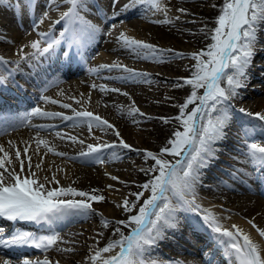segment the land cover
<instances>
[{
	"label": "bare ground",
	"instance_id": "bare-ground-1",
	"mask_svg": "<svg viewBox=\"0 0 264 264\" xmlns=\"http://www.w3.org/2000/svg\"><path fill=\"white\" fill-rule=\"evenodd\" d=\"M13 1L16 3V0ZM125 1L126 4L129 3V0ZM39 2H44L46 5V9L50 8L51 11H54L56 9L55 6H53V4L49 1L46 2L45 0H31V4H26L25 0H21V6L19 8H17L15 5V7L11 8L10 11L3 10L2 12L0 10V14L3 15V18L8 25V33L13 35L16 31V29H14V23H19L21 14L16 12V10L18 9L22 12V14L28 16L30 11L32 12V7ZM122 2L124 1L118 0L115 6L112 2V7L114 9H118V7L123 5ZM107 3L108 2H104L103 4L108 6ZM222 3L223 0H170L171 6L176 11V15L173 16V19L171 21L167 22L166 24L162 23V25L160 23H152V25L146 23L142 27L143 34L141 36L142 39L140 38L141 41L156 46L159 52L162 53V56L159 59H138L130 51L124 50L118 44L117 34L116 36L114 33H111L110 37L108 35L107 38H105L106 41L101 43L100 48L101 50H105L104 54L110 53V56L102 58V56H104L103 53L98 52L99 54L97 53L92 56V65L90 66L91 71L92 69L98 70L93 71V76L94 78H99L100 80H102V83L99 82V85L95 83H89L90 81L88 82L89 77H87V74H83V77L78 76L79 79L76 78L77 76H72L73 74L70 75V77L72 76V78H70L71 80H73V77L76 78L74 79L76 83L81 82L83 84V82H85V84L89 83V85L91 86L96 85L97 87L95 88H97V90L99 91V96L94 97L91 92L87 91L86 89H81L80 87L76 88L78 90H75L73 88V91L72 85L71 83H69L70 79L61 80L59 78V82L58 80H56V84H53L55 86L52 87V92H50L52 96H56H54L53 98L48 97L50 99L46 101L45 104H47L46 107L50 108L44 110V112L62 113L63 115L71 116L73 115L72 109H76L77 111L86 110L92 112L94 115L101 117L102 120H107L114 126L113 129H103L94 126L91 130H89L88 127L83 124L73 125L71 121L62 123L60 122L61 119L59 117L40 116V118L38 119V123H40V125L44 127L40 128V134H35L33 138L30 135V138H32L31 140L33 142L35 141L36 144L33 146H28V144H22V142L15 143V146L21 149V159H25L24 175L28 174V162L24 157L23 148L28 147V155L32 157L31 170L36 173V176L39 178L40 182H44V177H48V179L51 180L54 175L55 179L59 181V185L53 183L50 185L51 187H73L77 190L89 193H91L93 189H96V195L103 194L100 190V187L104 184L100 182L102 181V178H107V174L103 175L101 171L98 172L100 174V180L98 181L95 178V168L92 167V163L84 162L83 159H75V157H78L81 152L87 151V146L89 144L119 145V141L120 139H122L124 142L131 146L130 150L123 149L119 146L108 148L105 149L101 154V157L105 162H111L110 165L117 172L116 175H123L124 172L127 173L126 176H124L125 178L117 177L114 173V177L118 178L116 180L121 181L122 184V186L120 187L121 196L119 195V199L116 198L119 201H114V199H112V201L109 203L106 198H104V200L102 201H89V203L97 204V206H95L96 209H100V214L99 212H94L92 216H90L91 214L89 215L90 217H93L94 220V222L91 223V225L93 226L92 229L97 233V237L95 236L96 240L93 243L95 250L101 249L103 246H105L106 243H109L110 241L120 239L119 234L114 232V228L117 225L109 224L107 227H105L102 223V219L111 218L113 219H110L111 221L125 220L129 215L136 214L135 210H133L132 213H128L123 211L121 207H117V205L122 204L124 199H127L130 203L135 200V197L131 196L130 193H138L142 191L139 185L148 181L149 176L145 175V173L141 171V169H148L154 163V161L148 159L144 155V153L146 151H151L158 154L160 149L165 146L166 141L171 137L173 131L177 128H180V125H178L177 122L171 118L178 115L179 105L185 101L186 97L189 94V86L178 87L177 82H180L182 84L184 78H189L191 76V73L194 70L193 65L196 63L191 59V54L197 53L202 49H206V46L212 43V41L209 39V36L211 34L210 30L216 27L215 19L220 14V7L222 6ZM180 9H184V11L181 12ZM136 11L137 10L133 9L130 12L124 14L126 15L124 19L125 21H127L126 23L130 25V27L136 26L137 21H139L138 17L136 18V16L133 15V13ZM54 15L55 17L59 16L57 14ZM10 18L11 20H9ZM123 25L124 24L122 23V26ZM63 29V23L56 26V30L59 31V35L61 30ZM1 30L4 31L3 28H1ZM132 34L133 33L129 32V37L135 38L136 40L140 41L138 37L136 38L135 36H132ZM262 34L264 35V27L259 28L257 31V42L255 44L256 47L254 50L255 54L253 55L249 66H247L246 68L247 76L246 78H244V82H246L247 78H254L255 82L253 84L246 83L247 85L245 84V87H242L238 90V95L234 96L230 100L229 111L231 113L232 119L228 126L225 128L224 134L231 123H236V125H238L237 136L239 137L238 141H240V144L238 143L239 146L234 145L233 143L229 144V139L224 136V138L216 146L217 152L221 150L220 152L227 153V155L229 156L234 155L233 160H231V165L235 170H233L231 167H227L226 165L222 166L228 171H232H229L230 174L226 173L228 175L227 178L224 177V175H222V173L220 172V167L217 164V161H219V156H217L216 154L218 158L212 160L206 167L208 172H202L200 183L196 188V192L203 190L202 193H207L208 197L212 195V198L209 199L207 197V200L200 199L204 201L203 203L200 202L199 199H197L196 203H198L200 206L206 204L205 206L209 207H212L213 204L218 203L220 207L223 208V211L218 212L220 217L217 218L223 225V227L234 231L232 226H238L239 229L242 230L243 234L249 235L252 241L260 246L262 250L261 254L264 255V237H262L257 230H264V199L259 197L260 200L258 202H255L258 196L251 195L252 190H256V192H259V194L264 193V186H262L261 188V185H259L261 184V180L264 181V167L252 166L247 157L241 151L245 129L247 130L249 140H254L261 146H264V126H262L258 120L243 115L239 111L240 109H244L247 113L250 112L252 114H264V78L254 72V70L252 69L253 65L251 68V64L255 63L254 61H256V59H260L259 57L264 56V36ZM28 38L29 37L28 35H26V33H21L18 43H23L27 41ZM108 40L111 41L109 42ZM88 47L89 46L85 45L84 47H80V49L78 48V50L83 51L84 56L88 53L86 51ZM61 49H63V52L66 50L70 52L69 58L67 59L62 53V58L66 64V70H75V68L77 67L76 65H78V58L74 59L77 53L74 47L69 50L67 42V44L62 45ZM122 62L126 64L127 68H131L136 70L137 72L143 73L144 76L147 77V80L138 83L124 81L119 78L124 75L123 72L117 69L108 71L106 69H101L100 67L102 65H122ZM144 68L148 70L146 71ZM262 72H264V70H262ZM250 85H253V87L249 88ZM222 86L224 85L222 84ZM101 87H103L105 90L101 91ZM111 89H120V91L114 92L111 91ZM202 90L203 89H200L198 91V94H203L201 93ZM123 93H127L128 95H124ZM243 96H246V99L241 100ZM53 100H55L56 103H53L52 105L51 102ZM77 101H79V103H77ZM244 101L246 102L244 105L237 106V102ZM65 103L71 105V108H63L62 105ZM248 103H250V105L247 106ZM234 105L237 106V109H235ZM192 107L193 105H189V110ZM134 108L138 109L139 113H143L144 116H140L138 114H130L132 113V109ZM163 117L169 118L170 122L164 123L161 119ZM51 126H56V132L61 133L64 138H61L56 134L53 135L54 138L50 137V135L45 134L46 132L44 129ZM132 126L142 131H138V133L135 135L134 133L129 131L130 128L134 130ZM41 129L44 130V132ZM69 129L72 131L71 133H74L72 135L76 138L77 141L82 140L84 141V143H74L71 140L67 139L68 135L66 134H68ZM88 131L94 136V141L92 140L91 143L88 141L85 142L84 139V137L88 136ZM97 131L101 132V134H98ZM116 131L120 133V137H117L115 135ZM253 134L257 135L258 137H262L259 138V140L251 139V136H253ZM114 138H116V140ZM39 139L46 140L48 144L47 147H43L44 149H42V151L39 152V155H37V140ZM7 140L8 138H6L5 143L8 142ZM221 145H223V148L221 147ZM45 148L47 150L51 148L54 151L46 152L44 151ZM4 149L6 151H9V155L12 158L11 166H9L7 161H5V166L14 167L15 171L19 172L20 164L19 161H17L14 157V149H9V144L6 145ZM233 151H236L237 154L239 153L240 157L237 156V154H235ZM54 152L66 153L67 155L63 157H67L69 160L67 159V162H62L58 160L59 158L57 159V157H53V155L49 154H54ZM240 153L242 154L240 155ZM54 156H56V154ZM41 157H43V163L41 164V170H38L36 168V164L40 163ZM221 157L226 158L224 156ZM0 158H3V153H0ZM164 158L170 161L178 159V157L174 158L172 156H165ZM128 161L136 162L139 167L126 168L125 165H128ZM244 162L248 163L249 167L244 166ZM217 166L219 167V169ZM255 171L256 173L254 176L259 177V179L257 180V183L259 184L250 186L249 184L245 183V175L251 177V173ZM109 178L111 177L109 176ZM206 180L208 181L206 182ZM107 186L109 185L107 184ZM243 188L249 189L248 191H243ZM113 189H115V187ZM103 195L105 196V194ZM147 195L148 193L144 192V196L140 198L139 204L143 203L144 199L147 198ZM69 199H71V197H69ZM76 199L84 198L76 197ZM216 199H218V201H216ZM254 202L256 204L254 208L256 209L255 213H253V215L251 216L248 209L250 206H252V204H254ZM180 213L182 218L186 221L189 229H193L196 233L195 235L202 241L204 240L203 244H208L209 250L206 253L202 254V252L205 250L202 249L203 244H201V241L196 239L194 240V238L192 239L188 235L180 234V230L178 227L169 228L166 233L169 231L178 232L180 235H182L180 236L182 237L180 238V242L187 241L188 244H194L195 248H193V250L199 253L198 256H196L195 253L192 254L191 250L190 252L188 251L190 246H188L186 242H184L183 244L185 245L180 248V246H176V243L173 240L171 241L170 239L165 238L159 242V245L163 244L166 245V247H170L169 249H171L172 251H177V253H175V256L178 257V259H181L183 263L185 262L188 264H201L200 262L202 258L203 264H228V260L225 258L221 247L213 241L212 233L209 230H206L204 228L202 229V227L201 232L197 230L199 227L195 224V213L189 211H180ZM233 213H236L238 217L234 215V217L231 218L233 216ZM85 216L86 215H84V217ZM240 217L246 218L248 223L242 221ZM69 220L70 218H66L63 221L58 222L53 228H43L42 226H38L30 222H28L27 224L32 225H29L28 227L23 221H17L15 222V224L19 225H15L13 228L25 226L27 231H30V229L33 228L34 230H36L34 231V233L37 237H43L50 235L53 230H56L59 227L60 224H63L66 221L68 223ZM2 222L8 223L9 221L6 220V218H0V223ZM70 225L71 224H69V226ZM253 225H256V227H253ZM120 227L124 232V235H128L129 229L123 228V226ZM68 228V231L70 232L77 231L76 225H71ZM61 230L63 229H60V231ZM58 232L56 231L57 234ZM58 237L59 238L56 245L52 246L46 251H41L42 253L46 252L48 256H50V258H44L42 257V254L38 256L37 254H34L30 257L25 256L23 257V259H27L31 262H39L41 258L42 260L39 264H43L45 260H47L49 264H68V262H66L67 259L73 260L78 258V252L76 251L78 247L70 245V243H68L76 240H73L66 235L64 236L61 232L60 235L58 234ZM193 237L195 236L193 235ZM78 239L80 240L82 238L78 237ZM154 250L156 251L157 248H155ZM119 251L120 249L117 247L114 249L112 254L108 253V255H105L106 253H102V258L107 259L113 255H116ZM1 253L2 252L0 251V258L5 259V256H2ZM80 254H82V252ZM83 257L86 256L83 255ZM92 257L93 256H91V258ZM79 258H81V255L79 256ZM21 260L22 259H17L16 261L20 263ZM10 262L11 264L16 263L12 259H10ZM94 264H102V261L100 259H97L95 260ZM163 264L168 263L163 262Z\"/></svg>",
	"mask_w": 264,
	"mask_h": 264
},
{
	"label": "snow or ice",
	"instance_id": "snow-or-ice-1",
	"mask_svg": "<svg viewBox=\"0 0 264 264\" xmlns=\"http://www.w3.org/2000/svg\"><path fill=\"white\" fill-rule=\"evenodd\" d=\"M10 0H0V5L8 4ZM118 0H113V5ZM26 4H31V0H25ZM90 0H52V4L59 9L62 4L69 5L68 9L61 13L59 19L54 24H64V29L60 32V39L50 35L48 32H40L37 39L25 45L34 51L31 58L39 59L44 56H51L56 49L68 42V49L73 46L84 47L91 44L101 33V28L88 20L85 15L90 11ZM149 5L153 11H166L161 7L159 0H129L124 6L123 12L136 9L140 5ZM21 6V0H16V7ZM181 12L184 9H180ZM44 14L34 25L38 27L44 22ZM178 19V18H177ZM160 22V21H157ZM168 22V21H164ZM216 27L211 29L209 39L212 43L197 53L191 54V59L196 63L189 78H184L183 83L177 82L178 87L189 86V94L185 101L179 105V113L174 119L180 128L173 131L171 137L166 141L159 153L146 151L144 155L154 161L148 169H141L145 175L149 176L148 181L139 185L142 191L130 193L135 197L131 203L124 199L122 204L117 205L123 211L136 214L129 215L125 220L109 221L102 219L105 227L109 224L117 225L114 232L119 234L120 239L110 241L105 247L97 250L92 257L93 260L100 259L102 264H160L153 258L152 252L158 247L159 242L166 238V231L176 226L178 222L177 213L179 211L203 212V222L205 227L212 233L213 241L221 247L228 264H264V255L261 248L254 243L247 234H243L238 226L233 225V230L223 227L212 213L202 210L196 203V188L200 183L202 170L216 158L217 144L224 138V130L230 123L232 116L229 111L230 100L238 95V90L245 87L244 77L246 68L249 66L254 55L255 44L257 42V31L264 27V0H223L220 7V14L215 19ZM115 28V24L109 25ZM111 35V33H107ZM118 44L127 51H130L138 59L150 60L159 59L162 53L156 46L148 44L135 38L128 37L121 33L117 37ZM45 44L46 46H41ZM171 51V50H165ZM64 57L69 58L70 52L64 51ZM182 55V54H176ZM24 61L29 56L22 57ZM10 63L16 65L9 69L7 76L0 74V87H6L8 80L14 78L17 70L20 69V61H7L0 57V65L4 68ZM35 67V65H32ZM101 69L112 71L117 69L124 73L121 80L128 82L146 81L147 77L143 73L127 68L120 64L102 65ZM3 69H0L2 73ZM92 71H98L92 69ZM222 84L224 86H222ZM47 86V85H46ZM93 87H97L93 85ZM203 89V94L198 91ZM105 89L101 87V91ZM119 92L120 89H111ZM128 95L127 93H123ZM41 99L49 100L46 96ZM75 99V98H73ZM56 103V101H52ZM79 103V101H77ZM189 105L193 107L189 110ZM63 108H71L69 104H63ZM241 114L258 120L264 126V114L247 113L244 109L239 110ZM73 115L66 116L62 113H49L42 111L39 107L33 109L32 115L42 117H59L62 121H71L73 125L83 124L91 130L94 126L103 129H113L114 126L107 120L94 115L89 111H77L72 109ZM144 116L138 109H132V113ZM164 123H169L167 117L161 118ZM28 123L27 118L6 122L0 127V134L15 130L16 127ZM43 128L44 126H38ZM182 129V130H181ZM56 135L64 136L57 132ZM120 137L118 131L115 132ZM72 142L83 144L84 141H77L75 137L68 136ZM43 144L47 147L48 142L44 139L37 140V152L39 146ZM122 147L131 149V146L122 139L119 145L98 144L87 146V151L81 152L75 159H83L84 162L103 163L102 152L108 148ZM9 149H14V157L20 164V171L16 172L14 167L9 166L12 158L9 151L0 145V218L9 221L30 222L38 226L53 228L58 222L73 215L90 214L93 209L89 201H102V195H96V189L91 193L77 190L73 187H51L59 181L53 175L52 179L44 177V182H40L36 173L32 169V157L28 155L29 148H23V154L28 162V174L24 175L25 159H21V149L9 141ZM48 151H54L49 148ZM242 153L247 157L252 166L264 167V146L254 140L248 139L247 130H244L242 141ZM56 155L66 156V153L59 152ZM165 156H172L173 161L165 159ZM36 164V168L41 170V164ZM112 179H118L112 177ZM111 187V185L109 186ZM144 192L150 195L139 204ZM71 197V199H69ZM81 197L84 199H76ZM129 229L128 235H124L121 227ZM256 227V225H253ZM262 237L264 230L257 229ZM58 234L52 232L50 235L37 237L31 232L19 231L10 237H0V246L12 247H34L41 250H48L57 244ZM120 251L107 259L102 258V253H109L115 248ZM2 264H11L10 259L5 258ZM23 264H31L25 259ZM39 264V262H38ZM43 264H49L47 260Z\"/></svg>",
	"mask_w": 264,
	"mask_h": 264
},
{
	"label": "rangeland",
	"instance_id": "rangeland-1",
	"mask_svg": "<svg viewBox=\"0 0 264 264\" xmlns=\"http://www.w3.org/2000/svg\"><path fill=\"white\" fill-rule=\"evenodd\" d=\"M159 2H160V4H161V7L163 8V9H165L166 11H153V9L152 8H150L149 7V5H147V4H145V5H140V6H137V8H136V12H135V16H136V18L138 17V19H139V21H137V24H136V26L138 27V28H135V26H129V24H127L126 23V21H122L121 22V25H120V27H121V29H119L118 27H117V25H116V22L114 21L113 23H111V24H115V28L113 29V28H111V27H109L108 28V24L106 25V27H103L102 28V30L104 31V37H103V39L101 38V40H105V38H107V32L110 30V29H113V31L115 32V34H117L118 36L121 34V33H133V32H135V34H137V35H134V36H137L138 37V35H139V32L141 33V35H139L140 37L142 36V34H143V32H142V27L144 26V24H146V23H149V24H151L152 25V23L153 24H155V23H160L161 25H162V23L163 24H166L167 22H164V21H171L172 19H173V16H175L176 15V11H175V9L171 6V4H170V0H159ZM157 21H160V22H157ZM122 23L124 24L123 26H122ZM110 24V25H111ZM140 28V29H139ZM263 35V34H262ZM106 36V37H105ZM264 36V35H263ZM106 41V40H105ZM109 42L111 41V40H108ZM256 47V46H255ZM97 51V53L98 52H100V50H96ZM117 53V52H116ZM99 54V53H98ZM254 54H255V51H254ZM103 55L104 56H102V58H104V57H106V56H110V53H107V54H104L103 53ZM260 59H256V61H254L255 63H252L251 64V68H252V65H253V70H254V72L255 73H257L258 75H261L263 78H264V72H262V70H264V56H261V57H259ZM121 65V64H120ZM126 64H124L123 62H122V66H125ZM256 68V69H255ZM145 69V68H144ZM146 71L148 70V69H145ZM250 70V69H249ZM249 70H247V71H249ZM247 74V73H246ZM247 76V75H246ZM246 76L244 77V78H246ZM87 77H89L88 78V82L89 83H95V84H97V85H99L98 83L99 82H101L102 83V80H100L99 78H94V76L93 77H91V74H89V73H87ZM255 82V80H254V78H251V79H249V78H247L246 79V82H245V84L247 83V84H253ZM89 83H86L85 84V82H83V84L81 85V83H78L77 84V86H75L74 87V89L75 90H78V89H76V88H81V89H86L87 91H89V92H91V94L94 96V97H96V96H99L100 95V93H99V91L97 90V88H94L93 87V85L91 86V85H89ZM246 84V85H247ZM85 87H87V88H85ZM253 87V85H250V87L249 88H252ZM201 93H203V90L201 91ZM99 94V95H98ZM242 99H246V96H243L242 98H241V100ZM246 102L244 101V102H237V106L239 105H244ZM248 105H250V103H248L247 104V106ZM236 105H234V107H235V109H237L236 107H237ZM246 106V107H247ZM245 107V108H246ZM236 111V110H235ZM252 112V111H251ZM250 113V112H249ZM254 115V114H253ZM238 125H236V123H231L230 125H229V128L226 130V132H225V134H224V136L227 138V139H229L228 141V143L229 144H234V145H237V146H239V144H240V141H238L239 140V137L237 136V130H238V127H237ZM55 127L56 126H54L53 128H50L52 131H49V133H46V134H51V135H55L57 132H56V130H55ZM132 128L134 129V130H132L131 128H130V130L129 131H131L132 133H134L135 135L138 133V131L139 132H141L142 130H140V129H138V128H134L133 126H132ZM235 129V130H234ZM69 134H66V135H68V136H72V137H74L73 135H71V134H74V133H71L72 131L69 129ZM136 132V133H135ZM88 133H89V131H88ZM97 133L98 134H101V132H99V131H97ZM231 133V134H230ZM86 135V134H85ZM91 133H89L88 134V136H86V137H84V139H85V142L86 141H88V142H90L91 143V141L93 140L94 141V136L92 135ZM228 135V136H227ZM262 136H257V135H254L253 134V136H251V139H257V140H259V138H261ZM66 138V137H65ZM93 138V139H92ZM115 140H116V138H114ZM233 141V142H232ZM239 143V144H238ZM221 147L223 148V145H221ZM45 151H48V150H45ZM221 150H219L216 154H217V156H219V161H217V164H218V166L220 167V172L222 173V175H224V177H228V175L226 174V173H228V174H230V172H231V170H227V169H225V168H223L222 166H227V167H231L233 170H235L234 168H233V166L231 165V160H233V156L232 155H227V153H224V152H220ZM238 151V150H237ZM235 154H237V152L236 151H233ZM50 155H53V157H57V159L58 160H60V161H62V162H67V157L66 158H64V157H62V156H60V155H56V156H54L55 154H52V153H49ZM242 153H240V155H241ZM221 156H224V157H226V158H223V157H221ZM237 156H239V153L237 154ZM240 157V156H239ZM66 159V160H65ZM224 159V160H223ZM65 160V161H64ZM69 160V159H68ZM226 160V161H225ZM230 160V161H229ZM104 161V160H103ZM112 162H114V161H112ZM130 162V163H129ZM134 161H128L127 163H128V165H125L126 166V168H130V167H139V165L136 163V162H134ZM111 162H103V163H96V162H92V167H94L95 169H94V175H95V178L99 181L100 180V174L98 173V172H100L101 171V173L104 175H106L107 176V178H102V181L100 182V183H102V184H104V185H101V187H100V190H101V192L103 193V194H105V196L103 195V197L104 198H106L108 201H109V203L112 201V199H114V201L115 200H117L116 198H118L119 197V195L121 196V186H122V184H121V181H119V180H112L111 178L112 177H114L116 174H117V172L115 171V169L113 168V167H111ZM222 164V165H221ZM244 166H246V167H249L248 166V163H245L244 162ZM221 165V166H220ZM217 166V167H218ZM219 167H218V169H219ZM222 167V168H221ZM224 173H223V172ZM124 172V171H123ZM203 173H205V172H208V170L206 169V168H204L203 169V171H202ZM114 173H115V175H114ZM126 173L127 172H124V174L123 175H116L117 177H120V178H125L124 176H126ZM112 174H113V176H112ZM111 177V178H109V176ZM255 175V172H253V173H251V177H249V176H246L245 175V178H246V180H245V183L246 184H249L250 186H255L256 185V183H257V180L259 179V177H257V176H254ZM248 177V178H247ZM110 179V180H109ZM256 179V180H255ZM112 180V181H111ZM106 181V182H105ZM208 180H206V182H207ZM120 182V183H119ZM114 184V185H112V184ZM107 184L110 186V184L112 185L111 187H109V186H107ZM116 185V186H115ZM118 185V186H117ZM115 187V189L116 188H118V189H113L114 187ZM102 187H103V189H102ZM109 189H108V188ZM112 188V189H111ZM120 189V190H119ZM244 189V188H243ZM249 189V188H248ZM248 189H245V191H248ZM199 190V189H198ZM202 191L203 190H201V191H197L196 192V196H197V199H203V200H207L208 198L209 199H211L212 198V195H210L209 197H208V194L207 193H205V192H203L202 193ZM244 191V190H243ZM119 192V193H118ZM146 193H148V195H147V197L150 195V193L149 192H146ZM202 193V194H201ZM109 194V195H108ZM252 194V193H251ZM108 195V196H107ZM116 195V196H115ZM203 195V196H202ZM200 196V197H199ZM107 197H109V198H107ZM114 197V198H113ZM208 197V198H207ZM119 199V198H118ZM203 200H200V202H204ZM117 201H119V200H117ZM216 201H218V199H216ZM91 205H92V209H93V211L90 213V214H85L86 216L84 217V215H73V216H69L68 218H70V220H69V222L67 223V221L66 222H64L62 225H63V227L62 228H60V229H63V230H61L60 231V229H59V231L65 236H68V237H70V238H72L73 240H76V241H71V242H68V243H70V245H74V246H76V247H78V249H76V251L78 252V258H76V259H71V260H69V259H67L66 260V262H68V264H94L95 263V260H93L92 258H91V256H94L95 255V251H97V249L95 250V247H94V245H93V243L95 242V240H96V237H97V233H96V231H94L92 228H93V226L91 225V223H93L94 222V220H93V217H90V216H92V214H94V212H99V214H100V209L98 210V209H96V207L95 206H97V204H95V203H91ZM100 205V204H99ZM212 207H214V208H216V215H217V217H220V215L218 214V212H222L223 211V208H221V207H219V206H217V205H213ZM222 209V210H221ZM224 211H226V210H224ZM101 212H102V210H101ZM179 214V215H178ZM181 213H180V211L177 213V217H178V222H177V224H176V226L175 227H178L179 228V230H180V234H183V235H188L189 237H191L192 239L194 238V240L196 239V240H198L197 238H195V237H193L191 234H192V232L189 230V228L185 225V222H184V220L182 219V216L180 215ZM90 215V216H89ZM234 215L235 216H237L238 217V215L236 214V213H233V216L231 217V218H233L234 217ZM87 216H89V217H87ZM241 219H242V221H245V223H248V221L246 220V218H242V217H240ZM111 219V218H110ZM107 219V220H109V221H111V220H113V219ZM196 219V218H195ZM93 220V221H92ZM96 220V219H95ZM222 220V219H221ZM196 222H198L197 224H199V222H200V220L198 219H196ZM69 224H71V225H76V228H77V231H75V232H70V231H68V227H70L69 226ZM95 229V228H94ZM184 229V230H183ZM60 232H58V234L60 235ZM178 232H167L166 233V235H171L170 236V240L172 241H174L175 243H176V245L177 246H180V243L178 242V241H181L180 240V238H182V237H180V236H182V235H180ZM81 235V236H80ZM76 236H77V238H76ZM96 236V237H95ZM78 237H81L82 239H78ZM172 237L174 238V239H172ZM177 238V240H175ZM92 241V242H91ZM184 242H186L187 243V241H184ZM181 243H183V241L181 242ZM82 244V245H81ZM90 244V245H89ZM108 243H106L105 244V246L107 245ZM188 244V243H187ZM186 244V245H187ZM198 245V244H197ZM105 246H103V247H105ZM160 246V247H159ZM158 246V248L159 249H164L163 250V252H166L167 253V256L165 255V254H163L162 253V255L164 256L165 255V260H169L170 258L171 259H173V263H175L176 262V258L174 259V256L173 255H175V253H177V251H175V250H171V249H169L170 247H165V245H159ZM164 246V247H163ZM188 246H190V250H193V248H195L194 247V244L193 245H191V244H188ZM102 247V248H103ZM197 247V246H196ZM208 247V245L207 244H205L204 246H203V250H205V251H203L202 252V254H204V253H206L209 249L207 248ZM93 248V249H92ZM159 249H158V251H159ZM51 250V249H50ZM90 250V251H89ZM114 250H112L111 252H109V254H112V252H113ZM82 252V254H80ZM193 254L194 253H196V255H199V253L198 252H196V251H191ZM153 253H154V251H153ZM152 253V254H153ZM43 254V257L44 258H47V257H49L50 258V256H48V254L45 252V253H42ZM94 254V255H93ZM157 254L158 253H154V256H153V258L154 257H156L157 256ZM201 254V255H202ZM81 255V258H79V256ZM83 255L84 256H86V257H83ZM105 255H108V253H106ZM156 255V256H155ZM168 255H170L169 257H168ZM87 258V259H86ZM88 258H89V260H88ZM90 261V262H89ZM94 261V262H93ZM93 262V263H92ZM201 263V262H200Z\"/></svg>",
	"mask_w": 264,
	"mask_h": 264
}]
</instances>
